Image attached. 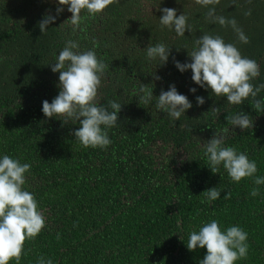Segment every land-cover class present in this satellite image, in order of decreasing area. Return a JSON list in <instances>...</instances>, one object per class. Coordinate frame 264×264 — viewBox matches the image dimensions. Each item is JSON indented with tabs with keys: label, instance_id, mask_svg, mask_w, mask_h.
<instances>
[{
	"label": "trees",
	"instance_id": "1",
	"mask_svg": "<svg viewBox=\"0 0 264 264\" xmlns=\"http://www.w3.org/2000/svg\"><path fill=\"white\" fill-rule=\"evenodd\" d=\"M57 2L0 0V157L31 164L24 190L45 218L41 233L26 240L20 264H37L41 256L53 264H199L206 249L189 251L186 244L192 231L212 220L222 231L239 226L248 233L247 257L235 264H264V185L253 197V178L233 182L222 165L213 174L205 156L207 141L229 129L224 146L247 154L257 164L255 176L264 177V112L251 107L252 97L229 104L173 62L190 63L188 52L201 35H220L258 63L260 74L251 83L264 84V0H220L215 6L217 15L236 19L247 44L230 26L207 21L208 8L195 0H116L94 17L82 12L76 32L64 6L42 34L39 22L56 15ZM164 7L187 15L191 32L178 36L162 27ZM68 39L81 51L94 49L108 65L97 106L122 105L116 125L105 129L111 140L106 148L83 147L72 135L78 121L65 124L42 112L43 101L51 103L59 93V73L51 65ZM157 43L170 48L164 65L146 55V47ZM141 84L153 91L149 104L133 95ZM173 84L192 104L179 120L155 107V97ZM256 99L264 104V89ZM240 112L253 119L252 128L242 131L227 122ZM213 187L221 196L210 201L203 192Z\"/></svg>",
	"mask_w": 264,
	"mask_h": 264
},
{
	"label": "clouds",
	"instance_id": "2",
	"mask_svg": "<svg viewBox=\"0 0 264 264\" xmlns=\"http://www.w3.org/2000/svg\"><path fill=\"white\" fill-rule=\"evenodd\" d=\"M116 0H58L56 15L46 14L39 22L43 34L48 26L55 22L56 17L64 11V6L71 13L69 19L73 25V32L82 30L81 13L94 17ZM251 0H249V3ZM201 7L208 8L205 14L207 21L218 23L221 27H231L241 43H249L243 29L238 26L235 18L228 19L217 15L215 6L220 0H195ZM212 6V7H209ZM163 14L159 18L162 27L174 30L178 36H185L186 30L191 32L187 23L188 16L184 13L177 15L174 8H160ZM245 16L251 15L248 9ZM179 51V49H177ZM149 60L159 58L160 65L167 63L170 48L163 43L146 47ZM188 56L191 62L181 63L173 57L175 67L181 72L191 70L192 81L201 88L210 89L215 96L226 97L227 102L233 105L242 104L249 97L253 98L252 108L257 112H264V104L256 99L264 84L254 87L251 81L260 74V67L254 59L243 57L233 43H225L220 35L203 34L194 41V48ZM108 65L99 59L94 49L80 50L78 42L68 39L65 47L59 52L56 62L51 65L54 73H59V93L51 101L44 100L42 112L45 117H62L63 123L70 120L79 122L80 127L72 135L85 148H106L111 144L107 128L114 127L118 122V113L122 105L109 101L108 106H97L96 98L101 85V77L105 74ZM156 80L161 79L155 76ZM192 93L196 88H191ZM134 96H138L140 104H149L153 101V91L141 84L135 88ZM155 107L167 113L171 118L179 120L186 110L192 107L187 96L180 94L175 85L169 90H161L155 97ZM197 105L205 103L201 96L196 97ZM111 109V111L109 110ZM209 111L219 112V108ZM227 122L238 126L242 131L253 127V119L248 114L240 112L227 118ZM103 126V128H102ZM229 129L220 134H214L205 145V156L208 167L213 174L218 173L219 166H223L231 181L239 183L244 178H253V187L250 195L260 194L259 186L264 185V177L255 176L257 164L250 160L244 152H237L233 147L224 146V137ZM31 169L30 163H21L9 155L0 157V264H9L15 261L20 264L24 255L26 240H34L45 227V218L38 210V202L34 195L24 190L25 174ZM204 196L215 201L220 198L221 192L217 187L203 192ZM230 193L224 198L229 199ZM57 234V239H59ZM248 233L239 226H230L221 230L218 221L205 223L198 231H192L187 241V249L195 251L197 248L206 249V255L199 264H235L248 254ZM37 264H53V261L41 256Z\"/></svg>",
	"mask_w": 264,
	"mask_h": 264
}]
</instances>
